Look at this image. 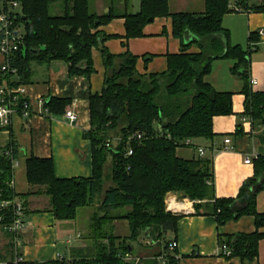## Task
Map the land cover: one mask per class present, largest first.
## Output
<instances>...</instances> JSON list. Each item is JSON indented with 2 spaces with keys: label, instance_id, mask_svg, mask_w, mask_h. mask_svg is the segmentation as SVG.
I'll return each instance as SVG.
<instances>
[{
  "label": "trees",
  "instance_id": "1",
  "mask_svg": "<svg viewBox=\"0 0 264 264\" xmlns=\"http://www.w3.org/2000/svg\"><path fill=\"white\" fill-rule=\"evenodd\" d=\"M120 0H108L109 11L95 14L90 0H20V12L15 23L24 30L23 48L10 58L16 76H8L11 86L31 83V64L60 61L67 65L69 77L88 79L95 72L92 51L98 50L104 67V82L99 94L89 97L90 129L83 136L90 143L92 174L88 178H57L51 159L30 157L26 160V180L36 193L16 195L11 185L13 162L17 147L10 143L0 152V203L17 200L25 215L26 198L42 194L48 198V208L59 222L74 221L85 208H97L88 217L85 239L87 246L79 258L69 264H129L125 254L132 255L130 243H138L142 235L159 244L167 232H174L179 217L167 212L164 201L168 193H176L193 203L195 216L209 215L218 227L241 216L254 219V232L218 235L220 248L227 247L223 258L255 260L258 243L264 239V214L256 209V196L264 191V156H257L253 176L240 186L235 198L217 199L214 196L212 161L196 157L183 160L176 157L178 148L187 140L214 137L213 117L232 115L231 92H218L204 78L214 60H231L230 74L243 81L244 116L252 126L264 125V92L250 88L249 54L257 41L249 35L247 49L229 45V34L222 28L223 16L232 12L228 0H203L201 14L169 11V0H138L139 10L118 13ZM127 1L124 0L125 4ZM252 13L264 14V0L248 6ZM169 18L174 39L179 40V52L165 55L166 69L160 73L140 74L136 69L138 56L129 51L111 54L104 46L107 40L120 38L101 30L114 19L122 18V45L142 38L143 29L154 19ZM198 48L191 52L192 46ZM151 58L145 57V62ZM68 99L52 98L44 102L48 115L61 116L66 112ZM140 134L141 139L128 138ZM116 144H109L112 138ZM131 155H127L128 150ZM256 188V189H255ZM103 192L101 199L100 194ZM100 200V201H98ZM13 206L0 207V233L6 238L10 261L14 256V233L6 231L14 218ZM127 221L128 236L122 240L113 234L114 221ZM18 236V235H17ZM170 242V241H169ZM169 243L164 245L168 251ZM160 254L139 264H178L175 252ZM1 254V253H0ZM161 256L162 261L156 257ZM8 256H0V260ZM66 259L41 263L66 264Z\"/></svg>",
  "mask_w": 264,
  "mask_h": 264
},
{
  "label": "crops",
  "instance_id": "2",
  "mask_svg": "<svg viewBox=\"0 0 264 264\" xmlns=\"http://www.w3.org/2000/svg\"><path fill=\"white\" fill-rule=\"evenodd\" d=\"M235 1L228 0V4ZM189 2L192 7H189ZM260 2L261 0H257L258 4ZM90 3L93 4L92 11L97 15L109 11L108 0H90ZM247 3L248 6L253 5L252 0H248ZM168 5L171 13L201 14L204 11L203 0H169ZM115 7L118 13L126 11L134 14L139 10V1L129 0L125 4L124 0H120ZM189 8H194L195 11L188 12ZM124 23L122 18L114 19L99 29L107 35L120 37L107 40L105 48L113 55L129 51L133 56H138L136 69L140 74L163 72L166 69L165 55L177 54L180 50L179 40L174 39L171 34V20L165 17L154 19L143 29L144 37L128 40L125 47L121 38L125 32ZM222 28L229 34V45H238L243 49L248 48L249 35L257 34L258 39L250 49L248 74L249 81H253L250 88L255 92H264V34L262 37L259 36L260 31L264 32V14L233 11L223 16ZM190 51L197 52L198 48L193 45ZM149 56L151 58L145 62L144 58ZM2 62L0 56V65ZM92 65L95 72L88 79L82 76L69 77L67 65L60 61L30 65L31 83L26 85V92L34 115L26 121L14 116L11 125L0 130V152L7 150L10 143H14L19 152L13 162L12 181L16 195L36 193L35 190H31L26 180L25 164L30 157L51 159L57 178L91 176L90 143L84 138L83 133L90 129L89 97L99 94L104 82V67L98 50L92 51ZM233 65L234 62L231 60H214L210 72L204 78V81L216 91L232 93V115L213 117L214 137L209 141L194 139L190 145L182 146L175 152L177 158L190 161L199 157L198 149L204 150L201 158L212 161L213 189L217 199L235 198L242 183L253 176L255 159L251 157L252 152L255 151L257 156H264V130L262 126H252L248 117L243 114L245 104L241 93L243 81L230 74ZM1 83L0 75V85ZM51 97L70 100V104L65 108L75 112L77 124L67 122L64 119L65 113L61 116L41 113L37 99L48 100ZM225 138L230 140V144H224ZM245 156L251 157V164H244ZM166 198L171 199V205L174 204L176 207L174 213L171 211L170 213L179 217L175 231H169L164 236L169 237L168 243L172 240L176 242L177 249L174 253L178 264H264V239L258 243V255L255 260H242L236 257L225 259L220 256L218 235L253 233L255 226L252 217L241 216L237 221H228L218 227L212 215L195 216L193 204L188 199L181 198L176 193H168ZM25 200L26 211L23 218L25 225L17 234L20 242L18 250L24 262L41 263L60 258L70 260L79 258L81 253H84L88 243L84 236H81L75 225V230L73 229L71 222L55 220L48 208L49 202L45 195H30ZM256 202L257 212L264 214V191L257 194ZM262 231L264 232V229ZM144 239L143 243H136L138 247L142 244L149 247L156 245ZM6 243V238L0 233V256H8L0 262L10 261ZM169 253L172 254L170 251ZM151 258L146 256L143 260ZM156 259L159 262L162 260L158 256Z\"/></svg>",
  "mask_w": 264,
  "mask_h": 264
},
{
  "label": "built area",
  "instance_id": "3",
  "mask_svg": "<svg viewBox=\"0 0 264 264\" xmlns=\"http://www.w3.org/2000/svg\"><path fill=\"white\" fill-rule=\"evenodd\" d=\"M248 0H246L247 3ZM20 0H0V56L3 59L2 64L0 65V75L2 83L0 85V130L7 129L11 124L12 118L14 116H19L22 120L26 121L34 115V111L31 108L30 101L26 92V85L22 86H11L9 81H7L8 76H16V69L10 67V58L16 53H20L23 48L24 42V30L23 27L17 25L15 23L16 18V9L19 10ZM229 8L232 12L236 13H244L248 14L249 10L245 9L241 3L237 0L235 3L230 4ZM264 34L263 31L259 32V36L262 37ZM252 84L253 81L250 80ZM44 98L37 99V106L41 109V113H47V109L44 108ZM64 119L67 120L70 124H77V117L73 110H66L64 114ZM264 130V125L262 126ZM141 139L140 134L133 135L128 138L129 140L133 139ZM224 144H230V140L225 138L223 140ZM191 140H187L185 145H190ZM110 141L107 142L106 147H109ZM232 150V148H231ZM198 156L202 157L204 155L203 149H198ZM127 155L132 154V150H128ZM251 157L254 159L257 157L255 151L252 152ZM251 157H244V164L249 165L252 163ZM13 187V181L11 182ZM168 200V199H167ZM168 203V202H167ZM13 206L14 209V218L12 220V224L6 228V231L9 233H14L16 236L14 237V256L11 261H2L0 264H19L24 260L18 250L20 247L19 237L17 234L24 228L23 223V209L21 204L17 200L3 201L0 203L1 208H5L8 206ZM167 209L169 208L172 213H174L176 207L175 205L167 204ZM1 220V217H0ZM168 251H174L177 249V244L174 240L170 241L167 245ZM220 252L224 254V256L229 254V250L227 247L220 248ZM63 258H60L62 260ZM123 261L129 264H138V261H134L130 254H125L122 257ZM66 264H69L67 260ZM71 264V263H70Z\"/></svg>",
  "mask_w": 264,
  "mask_h": 264
},
{
  "label": "rangeland",
  "instance_id": "4",
  "mask_svg": "<svg viewBox=\"0 0 264 264\" xmlns=\"http://www.w3.org/2000/svg\"><path fill=\"white\" fill-rule=\"evenodd\" d=\"M252 3L254 5L255 4L256 5L258 4L257 3V0H252ZM229 4H233V3H229ZM92 5L93 4L90 3L91 10L93 9L92 8ZM188 5H189V7H192L190 2L188 3ZM173 9H174V6H173ZM191 11H195L194 8H189L188 9V12H191ZM16 12H20V10L16 9ZM234 13H236V12H234ZM116 141H117V138L115 137V138H112V140H110V143L116 144ZM102 195H103V192L99 196L100 199H101ZM167 199L168 198H165L164 205H165L166 211L167 212H170V209L169 208L167 209V207H168L167 204L169 203V205H171V203H170L171 199H168V200ZM98 201H100V200H98ZM96 209L97 208H85V209H83L82 211L79 212V215H78V217L76 218V220L74 222L73 221H69V222H71L73 224L72 226H73V229L74 230H75V226H76V228L79 230L81 236L82 237L84 236V239L86 237L85 235H86V232H87V224H88V221L87 220H88V217H89L90 213L92 214ZM113 225H114L113 234L116 237H119L120 240L126 238L129 235L128 234V226H127L128 224H127V221H123V220L122 221H120V220L118 221L117 220V221H114L113 222ZM125 230H126V232H125ZM168 238L169 237H166V238L164 237V239H162L160 241V243L159 244L157 243L154 247H149V246H146L144 244H142L141 246L138 247L136 243H130V245L134 249V252H132V254L134 256L131 255L132 258L134 259V261H137V259L143 260V257H146V256L153 257V256H155L157 254H160L162 257H165L166 255H169V251L165 252V250H164V248H165L164 245L167 242V240H169ZM143 240H145L144 237L142 235H140V237L138 238V241L137 242L139 244H141V243H143ZM67 249H68V247H66V250ZM75 256H77V255H75ZM161 256H159V257H161ZM138 264H139V262H138Z\"/></svg>",
  "mask_w": 264,
  "mask_h": 264
},
{
  "label": "water",
  "instance_id": "5",
  "mask_svg": "<svg viewBox=\"0 0 264 264\" xmlns=\"http://www.w3.org/2000/svg\"><path fill=\"white\" fill-rule=\"evenodd\" d=\"M263 183H264V178H262L261 180H259V183H258V186L257 187H260Z\"/></svg>",
  "mask_w": 264,
  "mask_h": 264
}]
</instances>
